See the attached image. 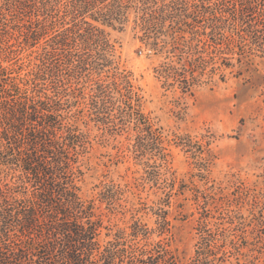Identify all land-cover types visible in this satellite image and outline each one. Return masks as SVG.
<instances>
[{
    "label": "rangeland",
    "instance_id": "1",
    "mask_svg": "<svg viewBox=\"0 0 264 264\" xmlns=\"http://www.w3.org/2000/svg\"><path fill=\"white\" fill-rule=\"evenodd\" d=\"M212 1L199 3L195 30L177 50L165 35L143 40L133 10L116 28L98 23L116 45L110 73L128 74L158 144L142 145L134 122L115 127L92 118V82L80 84L84 96H55V107L84 134L78 185L102 216V244L120 230L128 235L137 221L154 231L149 242L166 239L180 264H189L210 230L218 239L209 264H264V47L241 42L231 25L216 45ZM20 18L0 0V111L17 98L1 84L24 89L45 40L26 42ZM249 40L264 42V34ZM181 54L189 56L186 77L162 75L168 64L180 66ZM16 129L0 121L1 185L19 173L3 163L15 164L28 148ZM165 211L171 232L160 235Z\"/></svg>",
    "mask_w": 264,
    "mask_h": 264
},
{
    "label": "trees",
    "instance_id": "2",
    "mask_svg": "<svg viewBox=\"0 0 264 264\" xmlns=\"http://www.w3.org/2000/svg\"><path fill=\"white\" fill-rule=\"evenodd\" d=\"M205 1L7 0L8 9L22 17L25 41L36 46L45 40L25 88L1 84L4 92L17 98H12L8 110L0 111V121L7 120L11 132L17 128L16 139L28 148L19 151L15 164L3 163L19 173L14 183L0 184V264H180L168 241L149 242L154 231L137 221L128 235L120 230L102 244V216L93 201L80 195L78 185L82 172L76 164L84 134L76 125L64 124L54 97L84 96L86 85L80 84L92 82L88 95L96 115L92 118L115 127L134 122L142 145L146 140L147 145L158 144L159 136L142 114L128 74L110 73L116 45L98 23L116 28L133 10L143 40L165 35L177 50L184 33L195 30L191 19L196 21L199 3ZM212 2L216 45L231 25L241 42H251L254 49L264 47L260 40H249L264 34V0ZM177 62L180 66L170 63L162 75L184 79L189 56L181 54ZM94 71L98 78H92ZM166 214L160 235L171 232ZM217 239V233L204 230L189 264H209Z\"/></svg>",
    "mask_w": 264,
    "mask_h": 264
}]
</instances>
